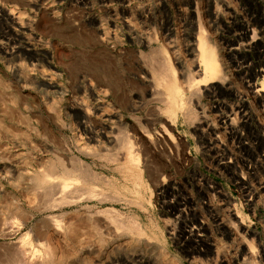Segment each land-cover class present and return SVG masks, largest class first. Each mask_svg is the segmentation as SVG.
I'll return each instance as SVG.
<instances>
[{"label":"rangeland","instance_id":"374dc122","mask_svg":"<svg viewBox=\"0 0 264 264\" xmlns=\"http://www.w3.org/2000/svg\"><path fill=\"white\" fill-rule=\"evenodd\" d=\"M202 51L229 86H202ZM261 70L264 0H0V264H264ZM237 91L261 119L234 137ZM64 177L58 209L43 182Z\"/></svg>","mask_w":264,"mask_h":264},{"label":"bare ground","instance_id":"6f19581e","mask_svg":"<svg viewBox=\"0 0 264 264\" xmlns=\"http://www.w3.org/2000/svg\"><path fill=\"white\" fill-rule=\"evenodd\" d=\"M229 7V6H228ZM227 7V8H228ZM215 11H217V10H215ZM214 11V12H215ZM1 12H2V10H1ZM222 13V12H221ZM219 11H217L216 13H214V16H215V23H217L220 19H221V17H222V14H221ZM9 16V15H8ZM13 16V15H12ZM10 17H11V15H10ZM214 18V17H213ZM214 20V19H213ZM246 25V24H245ZM246 29V32L248 33V32H250L251 30H252V27L251 26H249V24H247V26L245 27ZM244 30V31H245ZM245 34V33H244ZM245 36V35H244ZM202 43H203V41H202ZM205 51V50H204ZM204 51H202V65H203V67H204V69H205V72H204V75H205V78H206V84H204V85H202V86H205V87H207V88H209V91H212V90H214L215 89V87H216V85H214L215 83H216V81L218 82V81H222V83H223V85H224V87L225 86H229L230 84H229V81H228V79L225 77V76H223V75H220V69H219V66H218V64H217V62L215 61L216 59H213V58H206V56H205V53H204ZM15 53H16V51H11V53H9V55H11V56H14L15 55ZM204 55V56H203ZM209 57V56H208ZM211 57V56H210ZM169 64V63H168ZM171 67V66H170ZM160 69V68H159ZM168 69V68H167ZM167 69H165V70H167ZM169 70V69H168ZM222 71V70H221ZM159 72V71H158ZM261 72H263V70H261V71H254L249 77H247V79L249 80V81H246V84L248 85V91L250 92V94L252 93V95L255 97L254 99H255V101H256V104H257V106L261 109V111H262V114L264 115V82L262 83V85H259L258 83H256V82H254L255 81V79H257L258 78V76L260 75V73ZM156 73V72H155ZM165 73V72H164ZM172 73V75H175L176 73H175V71H173V68L172 69H170V74ZM160 74V73H159ZM164 74H162V76H163ZM167 75V74H166ZM165 75V76H166ZM161 76V77H162ZM164 76V77H165ZM176 76V75H175ZM167 77V76H166ZM173 77V76H172ZM157 78V77H156ZM163 79V78H162ZM166 80V78H164L163 80H162V82L163 81H165ZM160 81V80H159ZM167 82V81H166ZM171 82V81H170ZM169 82V83H170ZM177 82V81H176ZM163 84V83H162ZM166 84V83H165ZM176 85H178L177 83H176ZM175 85V86H176ZM222 85V84H221ZM48 86L50 87L51 85H50V83H48ZM168 86V85H167ZM172 86V85H171ZM179 87V86H178ZM177 87V88H178ZM161 88V87H160ZM163 88V87H162ZM166 88V87H165ZM168 88H170L169 89V91L171 90V87H169L168 86ZM176 88V87H175ZM174 88V89H175ZM174 89H172V91L174 90ZM167 90V89H166ZM208 90V89H207ZM206 90V91H207ZM174 92V91H173ZM172 92V93H173ZM176 93V91L173 93V94H175ZM168 94H169V92H168ZM235 94V98H237L238 99V101H237V103H235L234 105H232V106H230V107H228V108H224V110H225V112H222V113H220L219 115H218V119H219V121L222 123V125L225 127V130H227L228 132H229V134H231L232 136H234V137H236V135H238L237 133V128H238V126H249V125H251L252 123H254V122H256L257 123V120L258 121H260L259 119H261V118H259V117H257V115H255V113H253V111L251 110V108H249L248 107V104H246V101H245V99H244V95H243V93L242 92H239V91H237V92H235L234 93ZM168 97H169V95H168ZM170 99V98H169ZM178 100V99H177ZM179 102V101H178ZM176 104H177V102H176ZM175 104V105H176ZM179 104V103H178ZM177 104V105H178ZM181 107V106H180ZM218 109L220 110V111H222L220 108H219V106H218ZM223 110V111H224ZM259 110V109H258ZM256 118V119H255ZM262 123V122H261ZM83 127L84 128H86L87 127V125H83ZM208 127V129L210 130V131H213L214 133L217 131V128L216 127H214V126H211L210 124L207 126ZM199 128V127H198ZM264 128V126H262V128L261 129H263ZM223 129V128H222ZM264 131V130H263ZM212 132V133H213ZM223 132H226V131H223ZM225 134V133H224ZM226 135V134H225ZM99 137H102V138H104V139H107L108 140V142H113V138H109L107 135H105V134H103V132L101 133V136L100 135H98V134H96L95 132H93V131H90V139L93 141V140H96L97 138H99ZM217 137V136H216ZM240 137V136H239ZM238 137V138H239ZM219 138V137H218ZM232 138V137H231ZM117 139V138H116ZM235 139V138H234ZM122 140V138L120 139V141ZM227 140V139H226ZM119 141V142H120ZM222 141V140H221ZM231 141V140H230ZM230 141H229V143H230ZM233 141V140H232ZM239 143H240V141H241V139L239 138ZM123 142V141H122ZM216 142V141H215ZM223 143V142H222ZM238 143V142H237ZM131 144V143H130ZM214 144H216V143H214ZM220 145H221V143H220ZM130 146V145H129ZM234 146V145H233ZM216 147V146H215ZM219 148V147H218ZM224 150V149H223ZM229 150H231V147H230V149ZM215 151H216V149H215ZM234 151V150H233ZM226 152V153H225ZM223 153H225V154H223V155H221L220 156V158L218 157V159H217V161H218V164L220 163L221 165L220 166H224V167H227V166H233L234 167V165H235V162H236V160H235V158H234V156H227V153H229V151H228V149L226 148L224 151H223ZM234 154H235V152H234ZM264 158V157H263ZM221 161H223V163H221ZM78 162V161H77ZM76 163V162H75ZM74 163V164H75ZM78 164H80V163H78ZM259 164V163H258ZM87 167V169H86V171H84L85 172V174L86 175H88V176H90V167L89 166H86ZM76 168V167H75ZM225 169V168H224ZM72 171V170H71ZM82 172V171H81ZM80 172V173H81ZM84 172H82V173H84ZM67 173L68 174H70L71 172H69L68 170H67ZM81 173V174H82ZM44 176V175H43ZM46 177V176H45ZM49 177V176H48ZM45 179V178H44ZM47 179V178H46ZM88 179V178H87ZM51 180H53V179H51ZM69 180V179H68ZM43 181V180H42ZM95 181V180H94ZM75 182V181H74ZM44 183V188H45V198H47L48 199V201H52L53 199H55V200H60L61 202H62V204L60 205L58 202H55V203H58L59 204V206H57L58 207V209L59 208H62V207H67V206H73V205H77V201H75V200H78L77 198L75 199V197H74V195L75 194H77L78 193V190L76 189V188H74L72 185L70 186V184L69 183H67V179L64 177V178H62V180L61 181H50L49 179L48 180H46L45 182H43ZM76 184H77V182H76ZM36 185V184H35ZM77 187V186H76ZM43 188V189H44ZM157 189H158V191H165L166 190V182H163V183H161L160 185H158V187H157ZM87 191V190H86ZM42 192H44V191H42ZM93 194V193H92ZM42 195V194H41ZM87 195V194H86ZM80 197V196H79ZM44 198V199H45ZM83 198V197H82ZM47 199H45V200H47ZM75 199V200H74ZM85 199V198H84ZM46 202V201H45ZM55 203H53V204H55ZM45 204H47V203H45ZM52 206V205H51ZM54 206V205H53ZM49 207V206H48ZM56 207V208H57ZM54 208V207H53ZM45 209V208H44ZM51 209V208H50ZM64 209V208H63ZM62 209V210H63ZM48 210V209H47ZM51 210H55V209H51ZM61 210V209H60ZM49 211V210H48ZM12 212V211H11ZM45 212H46V210H45ZM27 218V217H26ZM17 219H19V218H17ZM20 219H21V217H20ZM23 219V218H22ZM48 219H51L52 221H54V219H58L57 217H52V218H48ZM15 220H16V218H15ZM28 220V219H27ZM16 221H18V220H16ZM56 221V220H55ZM59 221V220H58ZM19 222H20V220H19ZM202 222V221H201ZM200 221H199V224L196 226V227H193V228H189V230L188 231H184V234H185V236L187 235L188 237H190L191 239H198V241L203 245V243H205L206 245L208 244L209 245V243H210V231H209V229L203 224V223H201ZM223 222V221H222ZM17 223V222H16ZM54 223V222H53ZM241 223V222H240ZM26 224H27V221H22V222H20L19 224H17L16 226H18V229L19 230H21L23 227H25L26 226ZM226 225L225 224H223V223H221V225H219V227H221L222 229H225L224 227H225ZM229 228V227H228ZM226 230H227V228H226ZM230 231H231V229H229ZM212 232V231H211ZM229 232V231H228ZM30 237H31V233H27L26 235H25V238L23 239L25 242H27L28 243V245H29V242H30ZM38 238V237H37ZM36 239V238H35ZM27 243H25V244H27ZM38 243H39V240H38ZM41 244V246H42V243L40 242L39 243V245ZM32 244L30 243V246H31ZM46 244H44L43 245V247L45 246ZM27 246V245H26ZM214 246V245H213ZM28 247V246H27ZM42 247V248H43ZM206 247V246H205ZM47 249V248H46ZM34 250V249H33ZM27 251H29L28 250V248H27ZM40 251V250H39ZM47 251V250H46ZM45 251V252H46ZM49 251V250H48ZM47 251V252H48ZM31 253L32 252H34V251H30ZM51 253V252H50ZM46 254V253H45ZM47 255H49V254H47ZM51 256V255H50ZM220 256V255H219ZM218 256V257H219ZM42 257V256H41ZM44 257V256H43ZM48 257V256H47ZM52 257V256H51ZM47 259H49V257L47 258ZM51 259V258H50ZM223 260H224V258H222ZM221 258L219 259V260H217V262L218 263H220V264H223L224 262H223V260H222ZM251 264V263H250Z\"/></svg>","mask_w":264,"mask_h":264}]
</instances>
